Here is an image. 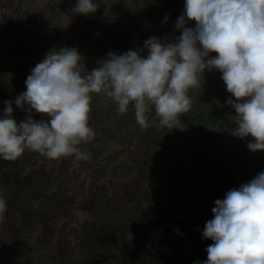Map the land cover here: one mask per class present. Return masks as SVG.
<instances>
[{"label":"rangeland","instance_id":"374dc122","mask_svg":"<svg viewBox=\"0 0 264 264\" xmlns=\"http://www.w3.org/2000/svg\"><path fill=\"white\" fill-rule=\"evenodd\" d=\"M94 1L103 6L85 16L72 11L77 0H0V72L11 86L8 94L0 89V118L9 100L18 124L28 115L14 101L50 51L76 48L91 72L110 52L147 55L150 37L181 35L175 23L185 0ZM200 85L189 89L191 109L180 116L213 110L236 121L221 74L206 70ZM91 96L88 125L95 135L79 146L89 160H50L30 149L16 161L0 158L6 202L0 264L205 261L213 241L203 230L215 201L264 172V151L249 150L251 136H234L238 125L226 129L180 117L179 128L170 130L159 125L154 109L147 114L150 127L142 130L133 106L120 114L111 98ZM31 115L48 120L34 110Z\"/></svg>","mask_w":264,"mask_h":264},{"label":"clouds","instance_id":"9594fccd","mask_svg":"<svg viewBox=\"0 0 264 264\" xmlns=\"http://www.w3.org/2000/svg\"><path fill=\"white\" fill-rule=\"evenodd\" d=\"M97 9L93 0H77L72 11L89 16ZM175 28L181 35L171 41L147 39V55L110 52L91 72L76 48L47 53L14 101L28 113L25 119L18 124L13 101L4 102L0 158L16 161L30 149L50 160H89L91 154L79 146L95 135L88 125L92 93L111 98L120 114L133 106L142 130L150 127L147 114L153 109L161 127L179 128V116L191 109L189 89L201 86L206 70L219 72L234 98L227 101L237 114L233 135L251 136L249 150L264 151V0H185ZM33 110L48 120L33 119ZM215 205L203 230L213 243L207 259L197 264H264V172ZM5 212L0 198V220Z\"/></svg>","mask_w":264,"mask_h":264},{"label":"trees","instance_id":"16d2710c","mask_svg":"<svg viewBox=\"0 0 264 264\" xmlns=\"http://www.w3.org/2000/svg\"><path fill=\"white\" fill-rule=\"evenodd\" d=\"M93 2L98 5V9H101V7L103 6V4L97 1L93 0ZM10 88H11L10 84L7 82L6 78L0 72V89L4 93L8 94L9 93L8 91ZM180 117H182L185 122H189V121L193 122L197 120L199 121L208 120L213 123L220 122V125L226 129H232L238 125L236 121H231L224 113H221L219 111H213V110L208 111L205 114H194V115L184 116V117L179 116V118ZM124 239H125V236L120 238V240H124ZM42 264H51V263L46 262Z\"/></svg>","mask_w":264,"mask_h":264}]
</instances>
